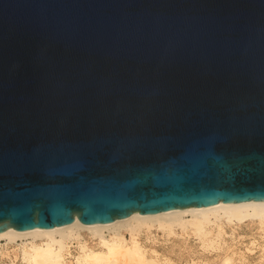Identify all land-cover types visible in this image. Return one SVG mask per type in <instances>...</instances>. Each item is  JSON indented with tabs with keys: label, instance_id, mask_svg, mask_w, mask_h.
I'll list each match as a JSON object with an SVG mask.
<instances>
[{
	"label": "water",
	"instance_id": "1",
	"mask_svg": "<svg viewBox=\"0 0 264 264\" xmlns=\"http://www.w3.org/2000/svg\"><path fill=\"white\" fill-rule=\"evenodd\" d=\"M264 202V0H0V234Z\"/></svg>",
	"mask_w": 264,
	"mask_h": 264
},
{
	"label": "bare ground",
	"instance_id": "2",
	"mask_svg": "<svg viewBox=\"0 0 264 264\" xmlns=\"http://www.w3.org/2000/svg\"><path fill=\"white\" fill-rule=\"evenodd\" d=\"M223 222L229 225L251 222L264 228V202L221 204L214 208L149 216L135 214L126 220L96 226L83 225L76 219L71 226L64 228L35 229L23 233L9 229L0 234V243L30 239L31 242L18 251L17 259L21 264H173L161 259L155 251L148 250L143 235H150L156 229L171 236L180 229L196 237L204 252H211L221 249L219 239L223 235ZM214 227L218 228L216 233ZM190 264L205 263L192 261ZM221 264L235 263L231 258H225Z\"/></svg>",
	"mask_w": 264,
	"mask_h": 264
},
{
	"label": "rangeland",
	"instance_id": "3",
	"mask_svg": "<svg viewBox=\"0 0 264 264\" xmlns=\"http://www.w3.org/2000/svg\"><path fill=\"white\" fill-rule=\"evenodd\" d=\"M222 226L223 235L219 239L221 249L217 251L204 252L196 237L180 229H176L171 236L153 229L150 235H143V241L148 250L155 251L161 259L173 264H190L192 261L221 264L225 258H231L235 264H264V228L251 222L242 225L223 222ZM217 230V227L213 228L214 233ZM30 242V239H18L16 243L2 241L0 264H21V260L17 259L18 251Z\"/></svg>",
	"mask_w": 264,
	"mask_h": 264
}]
</instances>
